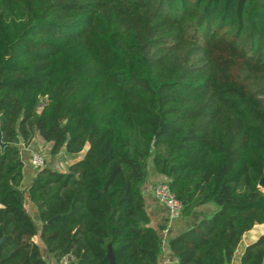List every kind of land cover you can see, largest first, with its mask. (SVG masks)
Segmentation results:
<instances>
[{"label": "trees", "instance_id": "trees-1", "mask_svg": "<svg viewBox=\"0 0 264 264\" xmlns=\"http://www.w3.org/2000/svg\"><path fill=\"white\" fill-rule=\"evenodd\" d=\"M0 134V264H49L37 234L57 263L159 264L149 165L183 217L215 206L176 264H232L264 223V0H0ZM35 134L73 161L23 188Z\"/></svg>", "mask_w": 264, "mask_h": 264}, {"label": "crops", "instance_id": "crops-1", "mask_svg": "<svg viewBox=\"0 0 264 264\" xmlns=\"http://www.w3.org/2000/svg\"><path fill=\"white\" fill-rule=\"evenodd\" d=\"M42 149L45 151L50 150V143L45 142L38 134H35L29 145L24 146L22 143H20V153H21V159L23 161V172H24V178L22 182L23 188H27L29 186L35 174V171L32 168L29 161L30 154L33 151H37V150L40 151ZM59 156H64L62 151L59 152L54 158L49 160L47 165L54 168H59L60 170H65L62 166L61 159L59 160ZM67 158H68L67 164L69 165L73 161V159L71 157L70 158L67 157ZM148 170H149V177L147 182L144 183L143 185V194L146 200V208L151 220V225L157 229L162 228L161 254L159 258V264H176V258L168 248V244H167L168 239L180 233L181 231L193 226L200 219L209 216L215 206L212 203L204 204L195 208L191 213V215L188 217H183L181 215L178 218L169 219L167 216L166 207L159 204L153 197V188L155 184L163 177V175L157 174L150 165L148 167ZM26 208L33 215V218L36 219L35 209L30 202L26 203ZM251 231L252 229L244 233L243 235L249 233V237L254 240L257 237V234H253L251 233ZM250 238L248 239L249 241L247 240L244 243L241 249H236L232 264H239L240 255L243 251L244 246L250 241H252V239Z\"/></svg>", "mask_w": 264, "mask_h": 264}, {"label": "built area", "instance_id": "built-area-1", "mask_svg": "<svg viewBox=\"0 0 264 264\" xmlns=\"http://www.w3.org/2000/svg\"><path fill=\"white\" fill-rule=\"evenodd\" d=\"M30 164L34 171L41 169L46 165V156L41 151H33L29 157ZM153 197L161 205L166 207L169 219H175L181 216L183 205L181 201L171 191L168 178L163 176L153 188Z\"/></svg>", "mask_w": 264, "mask_h": 264}, {"label": "rangeland", "instance_id": "rangeland-1", "mask_svg": "<svg viewBox=\"0 0 264 264\" xmlns=\"http://www.w3.org/2000/svg\"><path fill=\"white\" fill-rule=\"evenodd\" d=\"M40 109V108H39ZM38 109V110H39ZM42 153L45 154L46 156V164L48 163L49 160H51L52 158H54L53 156L50 155V152L49 150H40ZM64 157V158H63ZM61 159V163H62V166L63 168L66 170L67 167H68V161H67V156H59V160ZM263 189V188H262ZM264 190V189H263ZM264 232V223L263 224H257L251 231V233L253 234H257V236L260 234V233H263ZM249 233L243 235V238L241 240V244H239V246L237 247V249H241V247L244 245V243L249 239ZM254 238V237H253ZM252 239V238H250ZM35 240L37 241L39 247H40V251H41V255L49 262V264H68V261L66 258H64L60 263H57L54 261V259L51 257V255L47 252L42 240L40 239L39 235L37 234L36 237H35ZM253 240V239H252ZM249 241V240H248Z\"/></svg>", "mask_w": 264, "mask_h": 264}, {"label": "water", "instance_id": "water-1", "mask_svg": "<svg viewBox=\"0 0 264 264\" xmlns=\"http://www.w3.org/2000/svg\"><path fill=\"white\" fill-rule=\"evenodd\" d=\"M42 107H43V105L40 104L39 105V108H40L39 111L42 109ZM0 145L1 146L3 145L2 141H1V134H0ZM258 186L264 189V175L261 178V180L259 181ZM108 256H109L110 264H115L113 254L110 252Z\"/></svg>", "mask_w": 264, "mask_h": 264}]
</instances>
